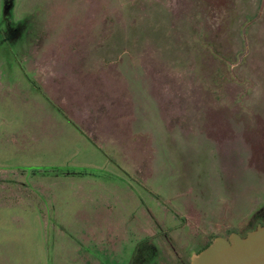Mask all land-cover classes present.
Returning <instances> with one entry per match:
<instances>
[{
	"label": "rangeland",
	"instance_id": "obj_1",
	"mask_svg": "<svg viewBox=\"0 0 264 264\" xmlns=\"http://www.w3.org/2000/svg\"><path fill=\"white\" fill-rule=\"evenodd\" d=\"M34 170L66 175L64 234L0 209V264H169L252 227L264 0H0V186Z\"/></svg>",
	"mask_w": 264,
	"mask_h": 264
},
{
	"label": "crops",
	"instance_id": "obj_2",
	"mask_svg": "<svg viewBox=\"0 0 264 264\" xmlns=\"http://www.w3.org/2000/svg\"><path fill=\"white\" fill-rule=\"evenodd\" d=\"M1 172L0 174L3 173ZM10 172L13 174L16 173L14 171ZM21 173V176L19 174L18 176L24 180V183H21L22 181H18L20 182V185H18L16 189L7 188V186H0V195L2 196L0 197V209L3 210L12 207H18V210L23 214H25L23 211H28L29 214L33 215L36 219L38 217H40L41 219L45 218L42 222H44L45 227H50L47 232H49V230H52L55 232V234H57L58 232L59 234L63 235L64 230H62L60 227L62 226V221L61 218L56 216L57 214L53 212V200L50 196L51 192L48 186L52 184L51 180L49 179L65 177L66 175L64 174V172L34 170L30 172L22 171ZM39 183H45L46 185H44V187H41L38 186ZM10 193L15 195L14 197H11L12 200L8 196V194ZM40 210L44 211V217L41 215ZM19 218L20 217H15L12 221H16L17 224L23 226L26 219H24V221L23 219ZM38 224L40 225V220ZM27 256H29V253L24 251L17 256V259H24ZM22 262L23 261L21 260L20 263ZM20 263L17 260L16 264Z\"/></svg>",
	"mask_w": 264,
	"mask_h": 264
},
{
	"label": "water",
	"instance_id": "obj_3",
	"mask_svg": "<svg viewBox=\"0 0 264 264\" xmlns=\"http://www.w3.org/2000/svg\"><path fill=\"white\" fill-rule=\"evenodd\" d=\"M189 264H264V225L257 224L243 237L230 233L213 238L189 257Z\"/></svg>",
	"mask_w": 264,
	"mask_h": 264
},
{
	"label": "flooded vegetation",
	"instance_id": "obj_4",
	"mask_svg": "<svg viewBox=\"0 0 264 264\" xmlns=\"http://www.w3.org/2000/svg\"><path fill=\"white\" fill-rule=\"evenodd\" d=\"M263 217H264V216H263ZM257 224H259V225H264V218H262V219H259V218L256 219V220H255V224H254L252 227H251V225H248V226H249V227H247L248 229H247L245 232H243V233H241V232L238 231V230H233V231H230V232H229L228 234H226V235L220 234V235H218V236H214L213 238H215V237H221V238L226 239L230 233H236L239 237H243L248 231L253 230ZM246 226H247V225H246ZM213 238H211V239H213ZM209 240H210V239H209ZM209 240H207L205 243H202V244L199 246V249L195 250V251L193 252V254H194V253H197L198 250H201V248H203V246H205ZM209 243H210V242H209ZM142 244H143V243H142ZM138 246H139V244H137L136 247L134 248V253H133V258H134V260L138 257L137 261L140 262V264H149V263H147L148 261H144V260H143V255L140 256V254L137 253V252H138V249H137ZM174 252H175V251H173V253H174ZM135 254H136V256H135ZM150 255H151V257H152V256L154 255V253L150 252ZM144 257H145V256H144ZM189 257H190V256H188V258H187L186 256H182V255H178V254H173V256H172V262L169 263V264H189ZM133 264H136V262H133ZM160 264H166V262H164L163 259H160ZM167 264H168V263H167Z\"/></svg>",
	"mask_w": 264,
	"mask_h": 264
},
{
	"label": "trees",
	"instance_id": "obj_5",
	"mask_svg": "<svg viewBox=\"0 0 264 264\" xmlns=\"http://www.w3.org/2000/svg\"><path fill=\"white\" fill-rule=\"evenodd\" d=\"M260 213L262 214V215H261L262 217H260L259 219L264 218V217H263V216H264V215H263V214H264V208H263V210H262V208H260V209L258 210L257 214H260ZM211 240H212V239H210V240L207 242V244H206L205 246H203V248L206 247V246L209 244V242H210ZM203 248H201V250H202ZM199 251H200V250H198L197 252H199Z\"/></svg>",
	"mask_w": 264,
	"mask_h": 264
}]
</instances>
